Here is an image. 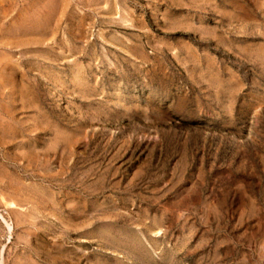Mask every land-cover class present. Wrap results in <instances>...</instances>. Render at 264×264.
<instances>
[{
	"label": "rangeland",
	"instance_id": "rangeland-1",
	"mask_svg": "<svg viewBox=\"0 0 264 264\" xmlns=\"http://www.w3.org/2000/svg\"><path fill=\"white\" fill-rule=\"evenodd\" d=\"M0 215V264H264V0H0Z\"/></svg>",
	"mask_w": 264,
	"mask_h": 264
},
{
	"label": "bare ground",
	"instance_id": "bare-ground-1",
	"mask_svg": "<svg viewBox=\"0 0 264 264\" xmlns=\"http://www.w3.org/2000/svg\"><path fill=\"white\" fill-rule=\"evenodd\" d=\"M0 216H1L2 219H4V217L2 215H0ZM8 225H9L10 229H12L11 225L10 224H8Z\"/></svg>",
	"mask_w": 264,
	"mask_h": 264
}]
</instances>
